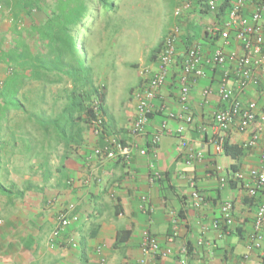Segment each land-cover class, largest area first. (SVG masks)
Segmentation results:
<instances>
[{
  "label": "crops",
  "instance_id": "obj_1",
  "mask_svg": "<svg viewBox=\"0 0 264 264\" xmlns=\"http://www.w3.org/2000/svg\"><path fill=\"white\" fill-rule=\"evenodd\" d=\"M198 10L196 6L186 22L180 20L181 27H189ZM246 13H251L250 7ZM9 26V19L0 15V28ZM200 41L209 56L219 44ZM237 48L238 44L232 43L228 49ZM232 68L231 63L223 68L209 65V78L199 80L191 90L193 122L186 126L185 134L196 149L203 151L204 158L190 164L174 132L180 122L171 121L170 130L161 134L158 144H151L160 132L164 112L180 109L176 68L154 101L144 134L130 133L136 115L134 99L130 111L114 118L112 130L127 143L135 142L139 149H146L145 154L134 151L130 161L97 159L93 152L98 141L92 132L82 133L79 144L69 143V137L64 139L54 130L44 131L32 110L16 111L0 120V264H177L181 258L187 264H263L264 230L263 249L247 253L258 199L250 198L240 185L221 186L220 177L232 172L235 161L218 152L215 142L220 135L243 145L253 127L240 131L235 123L226 131H218L213 116L224 104L216 90L209 103H202V90L206 86L216 89L223 70ZM4 70L0 67V79ZM260 78L258 86L249 84L240 91L238 77L231 70L230 85L243 102L255 100L263 108L264 70ZM63 101L61 96L60 105ZM161 105L164 110H160ZM46 108V118L61 110L60 106ZM263 157L261 138L241 160L239 171L248 177L252 169L264 168ZM217 167L223 172H216ZM155 172L161 177L152 180ZM189 178L196 180L206 197V205L200 208L193 206ZM143 196L151 210L141 208ZM225 200L234 203L233 224L226 232L212 228L202 232L201 223L209 224L219 217ZM70 203L76 204L79 220L51 245L56 217ZM144 230L156 236L163 248H171L173 254L153 257L143 253ZM71 236L76 246L68 243ZM200 239L203 243L199 246ZM185 244L187 254L182 252Z\"/></svg>",
  "mask_w": 264,
  "mask_h": 264
},
{
  "label": "built area",
  "instance_id": "obj_2",
  "mask_svg": "<svg viewBox=\"0 0 264 264\" xmlns=\"http://www.w3.org/2000/svg\"><path fill=\"white\" fill-rule=\"evenodd\" d=\"M222 1L204 0V3L208 12L216 15ZM176 2L173 16L181 19L194 9L197 0H176ZM249 7L251 13L248 15L246 11ZM183 34L181 26L175 23L167 31L163 48L155 65H148L141 70V77L145 82L134 91L136 115L130 126V133L139 136L146 132L149 115L155 109L154 101L158 97L160 89L166 84L176 68L180 109L164 112L160 132L153 136L151 144L152 147H155L160 141L161 134L170 130V122L176 120L180 123L175 127L174 132L179 137V148L186 152V162L190 164L202 160L204 158L203 151L196 149L185 134L186 126L193 122V115L190 112L191 90L199 80L209 78V65L223 68L231 63L233 68L223 70V75L216 89L206 86L202 90V103H209L211 95L216 90L224 107L214 113L215 128L218 131H226L235 123L240 131H246L253 127L250 138L243 146L247 148L254 147L261 138H264V107L260 108L255 100L243 102L230 85V73L232 70L238 77L240 91H244L249 84L255 86L261 84L260 71L264 70V0H233L231 8L223 20H215L205 27V35L217 38V41L221 42V45L214 48L211 56L205 53L204 45L200 40H194L189 47L180 50L178 45ZM232 43L238 44V48L228 49ZM261 95L264 96V88L261 90ZM159 108L160 110L165 109L163 105ZM102 123L101 119L95 121L96 134L99 133ZM104 142V145L96 147L93 152L94 156L102 161L107 159L130 161L134 151H139L140 154L146 153V149H139L137 143H123L114 136H106ZM215 142L216 150L222 152L224 136L219 135ZM216 172L222 173L223 169L217 167ZM228 175L231 179L243 181L248 196L258 199L252 231L248 238L247 253L250 254L253 250H262L264 168L252 169L248 177L240 171L231 172ZM160 177L161 174L155 172L152 180ZM227 181L228 176L226 173V175L220 177L221 186L227 185ZM188 182L191 187L193 206L200 208L206 205V197L197 188L196 180L189 178ZM141 208L151 210L145 196L142 197ZM75 210L76 204L70 203L59 211L55 227L49 239L51 245H54L55 240L64 235L67 232L66 230L79 220ZM233 210L234 203L231 200L223 201L220 207V216L213 219L209 224L201 223V231L205 233L212 228L222 233V226L229 227L233 224ZM174 224L176 228L177 219L174 220ZM68 243L72 246L77 245L76 239L72 236L68 239ZM202 243L203 240L200 239L198 245L200 246ZM141 249L143 253L153 257H167L173 254L171 248H163L157 237L148 230H144L142 233ZM262 251L264 254V250ZM182 252L188 253L186 244L182 247ZM141 263L143 264L144 261H141ZM177 264H187V261L185 258H181Z\"/></svg>",
  "mask_w": 264,
  "mask_h": 264
},
{
  "label": "trees",
  "instance_id": "obj_3",
  "mask_svg": "<svg viewBox=\"0 0 264 264\" xmlns=\"http://www.w3.org/2000/svg\"><path fill=\"white\" fill-rule=\"evenodd\" d=\"M117 1L0 0V15L10 21L9 27L0 28V67L5 69L0 79V120L16 111L29 113L32 110L37 113L36 122L44 131L54 130L64 139L69 137V143H81L84 132L94 134L98 141L96 147L104 145L106 136H114L127 143L111 129L114 117L108 109L107 85L96 81L87 39L94 33L102 14L110 16L111 12L117 13ZM232 2L222 1L215 20L221 21L226 17ZM196 6L199 13L208 12L204 0H197L194 8ZM37 14L41 15L40 19ZM183 18H176L180 26L179 21ZM166 34L167 31H164L158 44L150 50L149 64L157 61ZM204 40L215 43L217 38L204 34ZM193 41V33L186 30L178 47L180 49V44L184 43V48H187ZM144 82L141 77L137 86L130 89L133 98L135 89ZM50 96L52 100L51 105L48 104L49 108L57 107L60 97H64L63 104H59L61 110L49 118L41 119V116L48 115L45 105ZM99 119L103 123L96 134L95 121ZM249 151L250 148L224 138L223 152L235 161L232 172L240 170L241 160ZM227 176L228 186L244 187L243 181ZM222 229L226 232L229 227L224 225Z\"/></svg>",
  "mask_w": 264,
  "mask_h": 264
},
{
  "label": "rangeland",
  "instance_id": "obj_4",
  "mask_svg": "<svg viewBox=\"0 0 264 264\" xmlns=\"http://www.w3.org/2000/svg\"><path fill=\"white\" fill-rule=\"evenodd\" d=\"M117 3V13L102 14L94 33L87 36L96 81L107 85L108 109L115 119L132 109L134 98L130 89L137 86L141 70L149 64L150 50L158 44L163 32L178 22L173 16L176 0H118ZM212 15L196 12L189 27H181L182 32L189 30L194 40H203L205 27L215 21ZM37 17L40 19L41 15ZM216 42L221 45L220 41ZM51 100L50 96L45 107H50Z\"/></svg>",
  "mask_w": 264,
  "mask_h": 264
}]
</instances>
